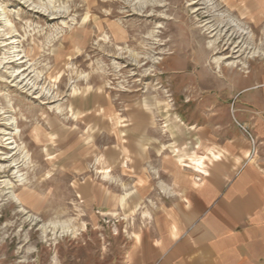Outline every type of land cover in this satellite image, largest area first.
<instances>
[{"label":"rangeland","instance_id":"rangeland-1","mask_svg":"<svg viewBox=\"0 0 264 264\" xmlns=\"http://www.w3.org/2000/svg\"><path fill=\"white\" fill-rule=\"evenodd\" d=\"M250 4L264 8V0H0V180L11 196L38 180L48 200L38 234L15 203L4 210L1 221L13 224L1 225L0 257L21 258L4 246L39 241L127 260L136 186L119 176L136 164V117L148 118L162 146L166 131L177 148L188 131L191 151L196 127L230 116L242 75L264 68V11H245ZM96 98L111 119L84 109ZM94 195L103 202H88Z\"/></svg>","mask_w":264,"mask_h":264},{"label":"crops","instance_id":"crops-1","mask_svg":"<svg viewBox=\"0 0 264 264\" xmlns=\"http://www.w3.org/2000/svg\"><path fill=\"white\" fill-rule=\"evenodd\" d=\"M245 11L264 8L250 4ZM83 107L95 108L111 119L104 98L92 99ZM229 108L230 116L225 110L211 126L196 127L198 145L191 151L188 131H181L179 148L166 131L162 146L156 134H149L153 129L148 118L136 117V164L127 166L119 176L120 182L136 186V244L127 260L110 259L103 249L93 251L86 246L84 254L77 255L75 246H43L37 241L4 246L22 256H2L0 264H264L263 67L242 75ZM115 121L112 126H116ZM238 125L255 139L254 147ZM100 166L97 173L104 181L111 180L108 165ZM6 181L0 180L4 190L0 196V229L2 223L4 228L13 224L1 219L6 215L4 210L15 203L24 220H37L34 229L38 234L48 202L38 190L43 186L38 180L21 181L20 186L26 189L13 199L8 195L11 184ZM86 199L103 202L97 195ZM116 203L117 210H123L122 197ZM113 230L117 236L124 234L118 227Z\"/></svg>","mask_w":264,"mask_h":264},{"label":"built area","instance_id":"built-area-1","mask_svg":"<svg viewBox=\"0 0 264 264\" xmlns=\"http://www.w3.org/2000/svg\"><path fill=\"white\" fill-rule=\"evenodd\" d=\"M238 126L247 135L250 144L254 147L255 146V139L249 134V132L247 131L246 128H244L243 126H240V125H238Z\"/></svg>","mask_w":264,"mask_h":264},{"label":"bare ground","instance_id":"bare-ground-1","mask_svg":"<svg viewBox=\"0 0 264 264\" xmlns=\"http://www.w3.org/2000/svg\"><path fill=\"white\" fill-rule=\"evenodd\" d=\"M51 1V0H50ZM254 54H256V52L254 51L251 55H254ZM0 169H1V167H0ZM17 177V179H19V177L20 176H16ZM12 198H14V196H11Z\"/></svg>","mask_w":264,"mask_h":264}]
</instances>
